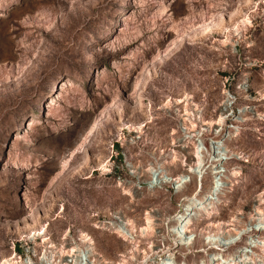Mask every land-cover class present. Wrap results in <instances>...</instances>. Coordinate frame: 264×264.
<instances>
[{
  "label": "rangeland",
  "instance_id": "1",
  "mask_svg": "<svg viewBox=\"0 0 264 264\" xmlns=\"http://www.w3.org/2000/svg\"><path fill=\"white\" fill-rule=\"evenodd\" d=\"M198 147L202 186L165 181ZM187 197H213L191 249L175 231ZM257 208L264 0H0V264L84 249V233L102 264H264ZM226 232L240 240L219 250Z\"/></svg>",
  "mask_w": 264,
  "mask_h": 264
},
{
  "label": "bare ground",
  "instance_id": "2",
  "mask_svg": "<svg viewBox=\"0 0 264 264\" xmlns=\"http://www.w3.org/2000/svg\"><path fill=\"white\" fill-rule=\"evenodd\" d=\"M140 94L141 95H140L139 103L142 104V98H141L142 93H140ZM230 100H231L230 97H228L223 104V110L224 111H223V115L221 116L222 120H225L224 114L229 111ZM179 103H182V101ZM191 122H192V120H191ZM186 123H185L186 130H188L189 133L195 132L194 130L189 129L187 127L188 124H186ZM223 144H224V146L220 147V152H221L220 155H222V154L226 155V157L224 159H221L222 164L224 166V162L227 161L228 156L230 155V153H229L230 149L226 143H223ZM203 150H204L203 148H201L199 150V147H198L197 152H196V160H195L194 164H191V165L185 164L184 166H187L185 169L186 170L185 172H182L175 177H170L169 179L167 177L165 179V181L175 182V183H177L176 186L178 188H182V187H184V185H186V183L192 181L194 175H198L200 177V180H201L200 185L202 186L203 170H204L203 168H204V163H205V158H204V155L202 154ZM176 160L177 159L175 158L174 161H176ZM224 160H226V161H224ZM216 162H217V159H216ZM216 167L218 168L217 165H216ZM219 169H220V167H219ZM163 172H169L168 168L165 167L163 169ZM167 176H168V174H167ZM216 177L217 176H215L214 179ZM220 181H221L220 179H218V180L215 179V181H214V184L218 183L216 185L218 187L216 190L217 195L220 193L219 191H220V188L222 187V185H221L222 183L219 184ZM186 199H189V201L186 204V206L179 212V215L177 216L179 228L178 229L175 228V231L178 234V236L180 237V239L183 237V240H185L182 242V244H184L188 249H191L193 247V242H192L193 238H192V236H188V233L192 232L191 226L194 223V220H197L199 217H201L204 212L209 216L211 215L212 211L210 210V205H211L210 201L213 199V197L211 199H209V197H206L203 199H198L197 197H187ZM257 209H258L257 214L259 215V218H258L259 222L264 224V212L262 210H260L259 208H257ZM115 218L117 219V223L115 226L117 231L119 233H121L123 236H125L126 238L133 239L135 237V234L137 233V230H136V227L133 223V220L130 218H126L124 216H116ZM152 224H153L152 223V216L149 213V215L147 216V225H145L144 227L141 228V233H147L150 230H152ZM45 231L46 230H42V231H38V232L35 231L32 234V237L34 239H36L38 236H41V235L45 236ZM245 233H242V234H245ZM239 235H240V233H239ZM215 236H219V235L215 234ZM221 236H223V238L219 241L218 240L215 241L214 243H216L217 246L221 247V248L218 247L219 250H223V251H226L225 247H227V246L231 247L232 245L236 244L240 240V239H238V240L232 242L231 238H234L235 235H233L232 233H229V232H226ZM240 236H239V238H240ZM81 241L84 242L85 247H84V249H80V247L77 246L76 251H79V253L84 252L87 254V256H89V261L87 264H102L101 262L96 261V258H95L96 249L94 247V242L92 240V237L89 236V234L84 233L81 236ZM251 246H254V245H251ZM213 247L217 248L214 245V246H211L210 248H205L204 250L209 251ZM44 255H46V254L44 253ZM239 257L241 260H243V262L251 259V256L249 253L242 254ZM49 261H50V259H48V262ZM29 263L34 264L31 261ZM2 264H28V260H26V261L18 260L17 255L12 254L11 256L5 258L2 261ZM73 264H77V263H73ZM163 264H174V262L171 258H168L167 260L163 261Z\"/></svg>",
  "mask_w": 264,
  "mask_h": 264
},
{
  "label": "built area",
  "instance_id": "3",
  "mask_svg": "<svg viewBox=\"0 0 264 264\" xmlns=\"http://www.w3.org/2000/svg\"><path fill=\"white\" fill-rule=\"evenodd\" d=\"M68 252L65 254H53L52 257H47V255L38 257V260L40 262V264H73V263H77V264H87L89 261V256H87L86 253L84 252H80L76 251V249H70L67 250ZM64 252V250L62 251ZM15 255H17V253L15 252ZM18 256V255H17ZM36 256V255H34ZM19 259H21V256L19 257ZM48 259H50V261L48 262ZM28 260V264H30L29 262L31 261L32 263L36 264L32 257L28 256V258L26 259ZM25 260V261H26Z\"/></svg>",
  "mask_w": 264,
  "mask_h": 264
},
{
  "label": "trees",
  "instance_id": "4",
  "mask_svg": "<svg viewBox=\"0 0 264 264\" xmlns=\"http://www.w3.org/2000/svg\"><path fill=\"white\" fill-rule=\"evenodd\" d=\"M117 147H119V144H117Z\"/></svg>",
  "mask_w": 264,
  "mask_h": 264
}]
</instances>
